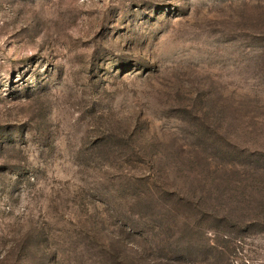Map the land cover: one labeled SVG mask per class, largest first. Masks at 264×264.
Segmentation results:
<instances>
[{
    "label": "rangeland",
    "instance_id": "obj_1",
    "mask_svg": "<svg viewBox=\"0 0 264 264\" xmlns=\"http://www.w3.org/2000/svg\"><path fill=\"white\" fill-rule=\"evenodd\" d=\"M0 264H264V0H0Z\"/></svg>",
    "mask_w": 264,
    "mask_h": 264
},
{
    "label": "trees",
    "instance_id": "obj_2",
    "mask_svg": "<svg viewBox=\"0 0 264 264\" xmlns=\"http://www.w3.org/2000/svg\"><path fill=\"white\" fill-rule=\"evenodd\" d=\"M183 202H179L176 204V206L172 205V209H169L168 212H165V213H171L172 211L174 210H178L179 208L181 209H184V210H178L177 212L182 214L184 216V223H186L185 220H188L189 218H191L190 216L192 217H196V216H199L198 218H201L199 220V223H203L205 222L206 219H208L209 217L207 216V214H201V211L197 209V207H200L199 204L195 201H187L185 199H182ZM167 202V201H165ZM157 205H160V203H157ZM168 205H171V203L169 204H165V206H163V208L165 210H167L168 208H170ZM179 207V208H177ZM167 208V209H166ZM219 223H222L221 221H217ZM186 225V224H185Z\"/></svg>",
    "mask_w": 264,
    "mask_h": 264
}]
</instances>
